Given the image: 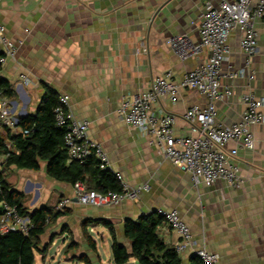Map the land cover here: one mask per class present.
<instances>
[{
  "label": "crops",
  "instance_id": "1",
  "mask_svg": "<svg viewBox=\"0 0 264 264\" xmlns=\"http://www.w3.org/2000/svg\"><path fill=\"white\" fill-rule=\"evenodd\" d=\"M208 1L218 5L222 0H0V25L17 46L15 57L0 68V76L13 91L7 98L14 116L20 120L34 114L47 89L67 95L71 112L90 122L88 136L107 151L111 168L132 187L149 186L136 200L117 206H85L76 201L72 183L48 175L47 162L38 170L25 169L8 164L1 154L5 181L26 195L28 211L51 209L63 198L71 200L67 214L51 222L41 236L42 244L52 241L50 246L59 234L70 238L64 262L115 264L112 256L105 259L101 253L99 239L111 250L108 228L101 223L88 227L96 243L94 251L82 236L83 225L108 219L118 240L130 248L125 221L166 209L178 210L193 234L192 243L180 252L181 264H193L200 249L218 254V264H264V123L254 128V148H242L236 158L239 186L223 180L207 185L195 184L189 173L163 155L152 136L124 122L118 113L124 99L147 91L155 77L170 72L177 83L206 61V51L181 61L168 40L175 35L199 40L198 26ZM256 29L259 51L251 60L252 76L234 80L224 76L244 67L247 59L240 44L241 29L233 30L227 42L221 85L232 86L234 94L216 103L217 121L224 126L241 119L242 94L253 92L264 99V23L259 21ZM24 76L29 83L23 82ZM207 103L197 90L182 88L176 101L165 96L154 107L176 115L175 133L188 136L192 132L182 118L184 112ZM20 133V127L0 124V136L6 141ZM158 232L170 246L181 240L164 221ZM71 241L76 242L73 247ZM35 255L36 264H46L47 256L42 260L39 252ZM81 256L91 263L80 261ZM130 262L136 264L134 258Z\"/></svg>",
  "mask_w": 264,
  "mask_h": 264
},
{
  "label": "built area",
  "instance_id": "2",
  "mask_svg": "<svg viewBox=\"0 0 264 264\" xmlns=\"http://www.w3.org/2000/svg\"><path fill=\"white\" fill-rule=\"evenodd\" d=\"M259 21L264 23V0H222L218 5L208 1L198 26L199 40L195 41L187 35H175L168 40L174 54L181 61L198 57L205 51L206 61L189 71L177 83L172 81L170 72L155 77L147 91L124 99L118 108L119 116L124 122L152 136L153 143L163 155L181 170L189 173L195 184L212 185L218 180H223L233 186H239L240 167L236 158L242 148L253 149L255 146L254 128L264 123V99L253 92L242 94L241 101L245 110L241 119L229 126L217 121L216 103L234 94L232 86L222 88L221 85L222 63L226 59L227 42L231 33L236 28L243 31L240 44L247 56L244 67L224 75L234 80L250 74L251 60L259 51L256 29ZM0 47L3 49L0 56L2 65L17 53L16 44L6 36L2 25ZM23 82L29 83V79L24 76ZM182 88L197 90L208 100L204 107L192 105L184 112L182 118L189 124L192 132L188 136L175 133L176 115L154 107V104L165 96L176 101ZM54 115L57 126L65 129L64 146L69 161L83 162L94 156L99 162V167L102 170H110L121 186L120 191L101 192L90 188L84 181H78L74 184V189L75 199L79 204L92 207L117 206L125 200H136L141 192L149 189L147 184L130 186L120 172L111 168L107 151L88 136L90 122L77 118L71 112L67 95L59 96ZM0 124L10 129L20 127L23 135L28 134V130L19 125V119L11 112L10 100L1 89ZM230 142H235V145L229 147ZM6 146L14 151L11 140L6 141ZM4 157L7 161L9 154H4ZM5 165V161H0V232L19 231L28 235L33 228L31 217L22 214L17 206L2 198L7 172ZM70 203L69 198H63L57 203L56 211H64ZM158 214L170 229L180 235V242L174 245L180 253L193 241L190 226L178 210L160 209ZM196 255L203 264H218L219 256L214 252L200 249Z\"/></svg>",
  "mask_w": 264,
  "mask_h": 264
},
{
  "label": "trees",
  "instance_id": "3",
  "mask_svg": "<svg viewBox=\"0 0 264 264\" xmlns=\"http://www.w3.org/2000/svg\"><path fill=\"white\" fill-rule=\"evenodd\" d=\"M0 89L5 96L13 94L10 85L1 76ZM58 103V94L52 89H47L37 111L19 120V125L28 130V134L9 136L14 151L7 148L6 138L0 136V155L8 153V164H15L25 169L38 170L42 162H47L48 175L59 181L73 185L78 181H84L90 188L101 192L120 191L121 186L115 175L110 170H102L94 156L83 162L69 161L64 146L65 129L57 126L54 115V108ZM3 184L2 198L11 205L17 206L22 214L29 215L33 221V228L28 235L19 231L0 232V264H36V252H39L44 260L52 243L51 241L42 244L41 236L46 233L50 223L67 214V210L54 212L49 207H43L30 212L24 206L26 195L12 189L5 180ZM95 223L103 224L110 231L115 264H128L132 258L135 259L136 264H181L182 262L180 253L175 247L168 245L160 237L158 229L163 223V218L156 212L125 221L124 233L130 241V248L118 240L114 224L108 219H102L89 221L83 225L84 237L92 250L96 251V243L89 235L88 227ZM75 244V241H71L69 247ZM78 258L80 261L91 263L85 256ZM192 262L203 264L197 255L193 256Z\"/></svg>",
  "mask_w": 264,
  "mask_h": 264
},
{
  "label": "rangeland",
  "instance_id": "4",
  "mask_svg": "<svg viewBox=\"0 0 264 264\" xmlns=\"http://www.w3.org/2000/svg\"><path fill=\"white\" fill-rule=\"evenodd\" d=\"M34 199H36V195L34 197ZM52 210L55 212L57 209H56V206H51ZM93 235H95V233H92ZM82 236H84V233L82 232ZM70 238H67V235H57L54 239V242L53 244L50 246V248L48 249V252H47V258H46V264H61L63 263L66 259L64 258L63 259V256L66 254V249H67V246H68V240ZM100 242H101V253L103 255V257L105 259L108 258V255L111 257H113L112 255V251L110 250V244L107 243V245L103 244L102 240L99 239ZM68 243V244H67ZM69 259V258H68ZM38 260H40V258H38ZM40 263H41V260H40Z\"/></svg>",
  "mask_w": 264,
  "mask_h": 264
},
{
  "label": "water",
  "instance_id": "5",
  "mask_svg": "<svg viewBox=\"0 0 264 264\" xmlns=\"http://www.w3.org/2000/svg\"><path fill=\"white\" fill-rule=\"evenodd\" d=\"M152 213H155V212H152ZM61 264H71V263H68V262H63ZM128 264H134L133 262H129Z\"/></svg>",
  "mask_w": 264,
  "mask_h": 264
}]
</instances>
